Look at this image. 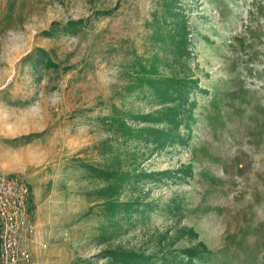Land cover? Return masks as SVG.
<instances>
[{
    "label": "rangeland",
    "instance_id": "1",
    "mask_svg": "<svg viewBox=\"0 0 264 264\" xmlns=\"http://www.w3.org/2000/svg\"><path fill=\"white\" fill-rule=\"evenodd\" d=\"M164 31L186 55L162 44ZM41 56L48 64L34 66ZM137 72L196 81L192 121L154 124L178 102L159 106ZM118 121L185 143L126 142ZM0 171L31 191L30 264H111L109 250L159 258L199 243L194 264H264V0H0ZM98 171L174 176L124 190L152 210L98 243V192L115 184Z\"/></svg>",
    "mask_w": 264,
    "mask_h": 264
},
{
    "label": "trees",
    "instance_id": "2",
    "mask_svg": "<svg viewBox=\"0 0 264 264\" xmlns=\"http://www.w3.org/2000/svg\"><path fill=\"white\" fill-rule=\"evenodd\" d=\"M165 24V23H163ZM165 26V25H164ZM73 32L78 30L77 23H70L69 27ZM162 34V33H161ZM163 42L164 45L167 39H170L168 46L173 47V49L178 50L180 55H186L185 49L186 43H178L173 41L171 34L164 31ZM160 35V34H159ZM157 35L155 37L156 42L159 40ZM178 46V48H177ZM43 54V53H42ZM159 61V59H158ZM48 60L46 57L41 56L33 61L34 66L47 65ZM139 76V73L137 72ZM141 78V76H139ZM141 83L149 86L151 90L154 91L153 96L157 98V104L159 106H164L168 103H173L177 101L178 110L175 108H167L162 116L158 117L154 124H160L162 122L168 124L171 130L175 131L181 124L185 127L192 121L191 114V104L188 102L189 94L194 93L193 89L197 90L196 81H188L186 78H165L162 80L151 79V77L141 78ZM201 92V90H200ZM205 93V92H204ZM151 98V97H150ZM180 110V111H179ZM179 111V114H178ZM180 116L178 119L177 116ZM147 122L148 119H143ZM118 128L123 131L125 135V141H129L140 136L147 139V141L156 143V148L162 149L166 144H183L185 143L182 138L171 133L169 131H163L160 129H149L146 133L140 131L135 133L132 132L127 125L118 121ZM187 143V142H186ZM101 176H106L108 180L114 181L115 184L107 185L105 190L99 191L98 201L101 202V208L103 209L102 214L105 217L106 224L102 227V234L97 235L95 239L98 243H105L113 237H119L125 232V227L127 225H132V220L137 216H144L147 212H151L152 207L148 203H144L142 198L136 197V199H127L125 201L121 200L123 191L127 189L135 190V187L141 183L143 184H154L155 182H163L166 176L171 177L172 173L169 171L162 173H135V172H111L109 174L98 171ZM187 174L181 172L182 178ZM174 176V175H172ZM107 180V181H108ZM189 235L196 236L191 230L188 231ZM165 240L161 237V243ZM198 249H187L181 251H161V256L159 258L152 256H146L142 253H135L133 251L125 250H109L105 252L106 259L108 258L111 264H194L193 262L199 259V253L206 252V248L203 244L199 243ZM186 258V262L180 260V258Z\"/></svg>",
    "mask_w": 264,
    "mask_h": 264
},
{
    "label": "built area",
    "instance_id": "3",
    "mask_svg": "<svg viewBox=\"0 0 264 264\" xmlns=\"http://www.w3.org/2000/svg\"><path fill=\"white\" fill-rule=\"evenodd\" d=\"M30 198V188L20 176L0 171V264L31 263L22 244L24 236L33 234Z\"/></svg>",
    "mask_w": 264,
    "mask_h": 264
},
{
    "label": "crops",
    "instance_id": "4",
    "mask_svg": "<svg viewBox=\"0 0 264 264\" xmlns=\"http://www.w3.org/2000/svg\"><path fill=\"white\" fill-rule=\"evenodd\" d=\"M24 246V245H23ZM24 248H26V247H24Z\"/></svg>",
    "mask_w": 264,
    "mask_h": 264
}]
</instances>
